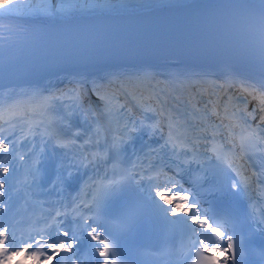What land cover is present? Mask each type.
I'll return each mask as SVG.
<instances>
[{"label": "snow or ice", "instance_id": "1", "mask_svg": "<svg viewBox=\"0 0 264 264\" xmlns=\"http://www.w3.org/2000/svg\"><path fill=\"white\" fill-rule=\"evenodd\" d=\"M78 11L75 6L69 8L65 0H0V22L7 21L0 23V32L25 30L20 24L46 28L68 23ZM194 25L202 39H169L164 29L151 34L143 24L130 27L129 31L143 33L149 42L124 43L121 53L139 62L146 61L141 59L145 56L172 59L177 64L184 60L188 62L185 66L197 64L206 69L201 72H178L158 80L155 74L140 68L110 72L100 82L74 75L71 86L65 89L27 86L28 103L14 98L18 91L25 94V86L4 85L0 99V153L6 154L0 155V264H61L62 254H68L71 264H140L143 245L136 244L126 252L123 243L141 233L152 236L160 230L179 237V249L172 244L169 252L177 257L176 264H264V244L248 245L252 237L264 234V0H228L200 6ZM245 71L258 72L260 78L246 77ZM209 75L222 78V83L205 88ZM217 89L221 93L235 89L239 95L222 100ZM89 93L99 101L98 106L90 101ZM206 95L209 98L204 102ZM119 98L125 103L119 104ZM129 98L143 111L159 117L146 126L153 134L165 124L168 129L166 138L161 134L163 143L131 162L124 161L120 154L125 138L136 125L131 109L126 107ZM249 99L256 101L252 111L247 109ZM59 105L66 113L61 119L78 115L98 125L97 147L106 118L118 115L124 123L118 120L119 135L111 143L105 140L107 147L102 152L91 154L85 148L91 136L77 147L78 134L62 140L49 133L61 147L72 148L67 164L62 165L69 176L72 168L80 167L94 168L96 175L89 176L80 192L68 201L62 197L40 201L41 213L31 222V231L26 238H18L21 225L16 221L17 202L12 189L15 187L18 198L22 192L25 205L36 202L31 189L36 185L43 152L42 147L36 152L33 145L21 153L18 149L24 145L20 141L27 143L29 137L39 134V125L32 120L35 115L54 113ZM177 109L186 119H180ZM257 116L253 127L249 118ZM212 117L220 123L211 122ZM189 121L194 131L189 130ZM104 131L112 129L104 127ZM154 158H158V164L152 163ZM142 159H148V164L141 163ZM21 170L23 181L19 179ZM188 170L197 192L185 189L177 179L176 174ZM208 180L211 182L205 186ZM64 182L61 171L53 187ZM133 185L141 192L147 185L148 195L128 203L116 215H106L107 204ZM213 194L238 198L246 208L235 212L203 208L202 199ZM81 244H86L83 251Z\"/></svg>", "mask_w": 264, "mask_h": 264}, {"label": "bare ground", "instance_id": "2", "mask_svg": "<svg viewBox=\"0 0 264 264\" xmlns=\"http://www.w3.org/2000/svg\"><path fill=\"white\" fill-rule=\"evenodd\" d=\"M228 2V0H71L67 3V6L71 8L75 6L79 11L76 13L77 16L83 15H94V14H111V13H129V12H139V11H151V10H169V9H186V8H199L200 6L216 4V3H223ZM121 4L127 5V7H122ZM114 5V6H110ZM103 6V7H101ZM151 6V7H147ZM4 22V21H3ZM141 68L146 69L147 71L152 72L156 75L158 80H166L164 77L168 75L170 72L180 71L183 68H180L177 63L173 61H165L161 64H153V65H146ZM140 68H132L129 66H122L121 68H109L104 70L98 71H90V72H80L74 74H63L58 75L53 78H49L44 80L39 85H35L34 87L38 89H49L51 91H56L58 89H65L70 87V81H72L74 75L85 76L89 80L95 78L98 82H100V78L106 77L107 73L110 72H120V71H136ZM202 70H206L204 68L195 69L193 72H201ZM164 75V77L162 76ZM79 78V76H77ZM207 83L204 85L205 88L211 89L213 84H220L219 79L213 76H207L205 78ZM217 95L222 100H227L229 95H239L235 89L228 90L225 89V93L221 94L219 90H216ZM28 93V87H25V94L21 95L19 91L14 98H17L25 103H28V97H26ZM47 92H44V95H47ZM90 101L95 104L99 105V101L94 97L91 96L89 93ZM209 97L206 95L204 97V102L207 101ZM0 99H3V90L0 91ZM215 99V97H213ZM127 103L131 108L136 106L135 102L132 101L130 98L128 99ZM239 103V101H238ZM250 108L256 107V101L250 99ZM198 107H202V104H197ZM211 107V105H209ZM250 108L247 109L251 111ZM60 113L59 115L56 112H41L40 114H45L48 118H51L54 121L53 129H58V123L55 119H60V124L63 126L64 134L60 135L59 137L62 140H69L73 137H76L78 134V138L76 139V146L79 147L80 145L84 144L85 140L91 136L92 140L89 144L85 145L86 150L91 154L92 152L96 151H103L104 148L107 147V144H104V141L107 140L111 143L114 136L119 135L116 132L114 126H112L108 118L103 121V126L100 127V140L101 143L99 147L95 146V141L97 136L95 135L97 124L91 121H86L82 116H71L68 119H61L64 115H66L64 108L62 105H59L57 109ZM222 110V109H219ZM40 114L35 115L36 117H40ZM152 112H145L141 115L140 119L143 121L141 127L143 128L142 131L134 130V133L129 134L128 137L125 138V142L122 146L121 156H126L127 153L135 154L136 157H140L144 155L145 152L148 151L149 148H154V136L153 134L146 133L144 128L149 125L156 123L157 116ZM93 120L95 118H92ZM211 122H219L218 119L215 117L211 118ZM191 124V122L189 121ZM227 123V121H225ZM104 127H110L112 129L111 132L106 133L104 131ZM75 132V134H69V132ZM192 131L194 128L192 127ZM53 140V139H52ZM72 153V148L69 146L68 148L61 147L57 144L56 140L54 139L53 142L48 141L43 146V152L40 153V164L39 167V174L36 181V185L31 189L36 197L39 198L41 201H55L59 198H63L65 201L70 200L71 197L77 195L80 192L81 187L88 180V177L91 176L90 172L96 174V170L94 168H84L80 167L79 169L72 168L71 172L72 175L69 176L67 170L62 169V165H66L68 162V157ZM155 155V154H154ZM91 158V157H90ZM63 171V175L65 177V182L58 185L56 188L53 187V182L55 181L57 174ZM76 187L77 190L74 192L70 191L71 187ZM146 193L147 186L144 187ZM59 192V196L57 195ZM154 195V194H153ZM47 206V205H46ZM35 210L40 211L38 204L34 206ZM66 257H69L68 254L61 255V262L64 264H71L69 261L65 262Z\"/></svg>", "mask_w": 264, "mask_h": 264}, {"label": "rangeland", "instance_id": "3", "mask_svg": "<svg viewBox=\"0 0 264 264\" xmlns=\"http://www.w3.org/2000/svg\"><path fill=\"white\" fill-rule=\"evenodd\" d=\"M71 0H65V3L67 5V3H69ZM125 103V100H123ZM137 108V107H136ZM129 109V108H128ZM119 111V109H118ZM138 116H136V112L133 110H131L132 112V118L136 121V125H135V130H137L139 128V130H142L141 128V124H140V117L141 115L143 114V110L141 108L138 107ZM59 111L56 110V114L59 115ZM39 115V114H38ZM115 115V114H114ZM33 120V124L34 125H39V128H38V135H36L35 137H30L29 138V142L31 143V147L30 149L33 147V145H35V151L36 152H40V149L41 147L43 148V146L45 145L46 142L48 141H51L53 142V140L51 139L49 133H52V134H55L57 136H60L62 134H64L63 132V126L62 124H60V119H55L56 122L58 123V129H53V125H54V121H52L51 118H48V116H46L45 114L41 115L40 114V117H36L34 116L32 118ZM119 120V123L121 125H123L124 123V120H121L119 118L118 115H115V118H108V121L109 123L114 126V128L116 129L117 128V121ZM131 123V121H129ZM27 125H25L26 127ZM123 131V130H122ZM19 133V132H18ZM131 133H134V131H132ZM129 133V134H131ZM69 134L73 135L75 134V132L71 131L69 132ZM5 135H7L5 133ZM23 140L20 141V143L22 144ZM28 152V151H26ZM26 152H23V153H26ZM19 179L21 181H23L24 179V176H23V170H21V173H20V176H19ZM34 193V192H33ZM20 201H22L25 205V202H24V199H23V194L21 192V197H20ZM41 200L39 198H37L36 202H30L28 205H25L24 206H20L19 208V214L17 215V218H16V221L21 225V229L23 230L21 233L23 236H27L28 232L31 231V228H30V224L31 222L40 215V211L38 210H35L34 206L37 205ZM40 208V207H39ZM45 208H47V206L45 205Z\"/></svg>", "mask_w": 264, "mask_h": 264}, {"label": "trees", "instance_id": "4", "mask_svg": "<svg viewBox=\"0 0 264 264\" xmlns=\"http://www.w3.org/2000/svg\"><path fill=\"white\" fill-rule=\"evenodd\" d=\"M20 134H18V136H19ZM22 144L24 145L23 147H20L19 149H18V151L19 152H26L29 148H30V143L29 142H25L24 140H23V142H22ZM0 155H6V154H3V153H0ZM18 164L20 163L19 161L17 162ZM6 191H7V189H6ZM12 195H13V199H14V201H16L17 202V208L20 206V205H22L23 203L20 201V197L18 198L17 197V195H16V192H15V187L12 189ZM5 199L7 198V197H4ZM16 211H17V213L19 212L18 211V209H16ZM16 218H17V214H16ZM21 231V230H20ZM17 236H18V238L21 236L20 234H19V232H17Z\"/></svg>", "mask_w": 264, "mask_h": 264}]
</instances>
